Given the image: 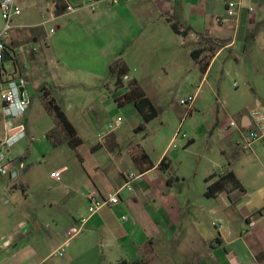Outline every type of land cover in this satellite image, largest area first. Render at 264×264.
Wrapping results in <instances>:
<instances>
[{"label": "crops", "instance_id": "0c3cea01", "mask_svg": "<svg viewBox=\"0 0 264 264\" xmlns=\"http://www.w3.org/2000/svg\"><path fill=\"white\" fill-rule=\"evenodd\" d=\"M91 1L73 0L75 11L62 16L57 13L54 0H19L23 13L6 40L11 69H5L8 61L0 62V141L8 130L7 119L2 113L1 90L10 75L22 80L26 76L28 82L24 83V90L30 102V98L37 95L42 101L43 90H46L84 142L83 133L70 114L78 122L87 121L100 132L103 128L101 119L106 112L89 109L82 99L77 100L71 95L62 74L66 67L84 68V72L96 79L101 87L98 93L101 101L114 93L115 105L107 108L108 113L119 106L116 99L127 92L128 84L134 80L157 109L171 101L172 89H178L177 95L182 89L184 93L179 104L181 99L195 94L193 110H196L205 96L203 84L211 87L210 80L216 68L226 75L233 60L237 61V56L247 49L250 32L264 21V0H243L239 16L223 23H217L216 19L224 16L230 0H135L113 8L101 1L94 11L87 5ZM250 8H253L252 12ZM0 19L2 27L1 14ZM50 23L55 27L48 28ZM37 28H43L45 36L38 41L32 37V41L37 42L33 50L40 51V55L30 59L18 50L17 41L11 39L15 32L23 29L32 36L31 30ZM52 29L56 30L54 34H50ZM66 47L70 50L66 51ZM65 52L74 54L80 61L73 65ZM94 55L100 56V62L105 64L101 71L94 67L96 61L89 59H96ZM37 57L43 62L40 66L35 63ZM115 59L129 68L120 90H116V78L110 76L108 68ZM15 60L18 61L17 69ZM42 74V81L35 84L33 78ZM192 78H197L199 83L193 85ZM32 104L27 114L16 123L25 124L27 119L34 117ZM129 105L136 109L131 110L133 121L130 125L136 133L145 120L134 103L126 104ZM191 114V111L187 114L186 109L182 119L185 121ZM45 117L41 123L46 125L43 158L49 155L57 161L60 155L56 153L63 149L69 160L78 159L80 167L76 164L69 167L60 162L54 166V172L67 169L63 173L67 176L60 180L27 178L28 173L43 162L38 158L34 163L26 164L30 169L17 180L0 177V264H121L140 260L149 264H264V194L250 202L249 188L239 174L229 168L230 162L226 165L221 160L207 173L204 187L199 188L192 206L187 198L174 193L175 184L180 183V179H175L170 169L159 168L161 161L170 155L171 146L178 137L171 139L156 163L138 141L128 149L129 158H125L118 131L101 138L102 143L92 148L86 157L80 154L84 144L77 151L71 150L66 143L55 145L48 137L52 129ZM252 119L249 112L239 111L238 119L232 121L238 124V128L248 131L252 129ZM231 122L221 123L217 119L212 127L223 132V139L238 137L240 131L230 128ZM35 126L32 123L26 126L27 133L34 132ZM236 139L234 143L238 147ZM15 146L8 151V158H21L26 163L31 151L16 158L8 155ZM138 146L149 155L155 166L152 170L142 172L134 163L133 154ZM252 147L250 152L254 151ZM104 148H108V155L99 157L98 151ZM225 152L222 150V155L225 156ZM77 155H81L82 160ZM229 169L236 173L245 192H223L216 198H207L206 179ZM133 170L141 176L140 182H134L137 184L133 191L125 190L118 205L105 207L90 216L89 203L83 193L95 192L105 196L121 188ZM240 194L244 197L240 198ZM230 208L237 209L239 216L229 215ZM84 218L88 221L82 229H85L83 234L70 237L69 229L80 225ZM244 231L247 233L245 237ZM61 249L66 252L59 256L60 260L54 261Z\"/></svg>", "mask_w": 264, "mask_h": 264}, {"label": "rangeland", "instance_id": "374dc122", "mask_svg": "<svg viewBox=\"0 0 264 264\" xmlns=\"http://www.w3.org/2000/svg\"><path fill=\"white\" fill-rule=\"evenodd\" d=\"M50 27H55V24L50 23L48 28ZM27 34L26 29L19 30L14 33L11 40L17 41L18 50L23 55L30 56L31 59L35 58L37 54L40 55V51L33 50L34 44L37 42H33L32 36H28ZM246 45L247 49L244 53L237 56V61L233 60V64L226 70V75L223 76L222 72L218 70L219 68L214 70L212 79L210 80L211 87L210 84H203V92L205 94L203 101L200 103L199 108L191 110L192 114L189 117L187 116L185 121L182 119V116L184 112H186V108H183L179 104V99L184 92H182L183 90L181 89L177 95L178 89H172L170 96V98L172 97L171 101L162 104L158 109V117L146 125V131H137L136 133L130 128L133 121L131 110H136L134 107H131V105L122 107L116 105L114 112L108 113L107 108H109L110 105H115L113 99L114 93L113 95L109 94L106 100L101 101L98 94L101 91L100 84L91 75L84 72V68L78 66H76L77 68H69L68 66L64 71L62 70V74L65 79L66 89H68L71 95L73 94L77 100L82 99L89 109H94L97 112L103 109L106 112L101 119L103 125L101 127L106 129L107 126L117 120V118H122V128L117 129L115 132L118 131L117 134H120L119 137L122 144L121 150L123 151L122 155L125 156V158H129L128 149L138 141L146 147L152 161L156 163L168 147L171 139L178 136L176 142L171 146L170 155L167 157L171 165V175L175 177V179H180V183L176 182V187L174 189V193L177 196L187 198L192 203V206H194L199 188L204 187V177L207 173L211 172L216 163H220L221 160H223V163L226 165L230 162L231 168L236 171L244 183H246L249 188V193L251 194L250 202H253L257 199L258 195L262 196V194H264V138L254 143L252 147L254 150L253 152H250V150L243 151L239 147L240 143H237V147L234 140L236 138H238V141L241 139V131L244 132V129L239 127L238 130L240 133L238 137L235 135L233 138L223 139V132H218L212 127L217 119L221 123H229L232 120H237L239 111L249 112L250 114L255 111H261L264 115V24L258 29L256 36L249 40V42H246ZM67 50H70V48L66 47V51ZM63 51H65L64 48ZM71 53L66 54L65 52L64 55L69 59V62L75 65L76 61L79 62L80 60ZM94 57H96V55H94ZM89 59L96 61L93 63L96 64L94 67L98 68V71H101V67L105 66L103 62H100V56H97L96 59ZM40 60V57H37V61L35 62L36 65L40 66L43 64ZM117 60L119 59H115L113 62ZM113 62L109 63V69ZM11 66L12 64L10 61L5 62L6 70H10ZM42 79L43 74L36 75L33 78V82L39 84ZM23 81L25 84L28 82L25 75ZM192 81L193 85L199 83L197 78H192ZM116 90L118 89L116 88ZM30 99V104L33 103L34 117H32V119H27L25 125L28 126L30 123L36 125L34 132L30 134L27 133L24 140L16 144L11 150L12 154L10 153L8 155L15 156L16 158L20 157V155L25 152L31 151V157L28 158L26 164L29 165V163H34L38 158H42L43 162L33 168L28 173L27 178L52 177L57 179L53 176L54 166H58L60 162H65L69 167H71L72 164H76L80 167V163L76 158L69 160L67 156L64 155L63 149H60L58 153H56L60 155L57 161H53L52 157L46 154V158H43L42 148L43 142H46V125L42 126L41 123L44 116H46L45 122L48 123V127L52 129L49 132L51 138L48 137L52 139V141L54 140V144L62 145L66 143L68 145V136L57 119L55 112L46 106L43 99L41 101L38 95ZM70 115L77 128L83 133L84 147L80 154L88 157L91 149L102 143V139L99 136L100 132L97 131V128L94 129L92 125H88L87 121L85 123L84 121L83 123L78 122L72 114ZM181 124H183L182 128ZM40 126L41 128H39ZM110 143L111 142H109L108 145ZM222 150L226 151L225 156L222 155ZM98 152L99 157L107 156L108 148L100 149ZM81 155H77L80 160H82ZM61 171L63 170L57 172ZM63 173L61 178L67 176ZM129 173L138 176L137 171L133 170ZM137 181L140 182L141 179ZM136 184L137 182L133 185V189ZM239 197H244V194H240ZM244 200L246 202L249 201L246 199ZM228 213L234 217L236 214L239 216L235 208H230ZM213 219H215V217ZM243 227L247 230L249 229L246 224H244ZM84 231L85 229L81 231L82 233H80V236ZM246 235L247 233L244 231L243 237ZM238 244L241 243L238 242ZM64 252H66V249H61L58 256L54 258V261L60 260L59 256H62Z\"/></svg>", "mask_w": 264, "mask_h": 264}, {"label": "built area", "instance_id": "2783aa9c", "mask_svg": "<svg viewBox=\"0 0 264 264\" xmlns=\"http://www.w3.org/2000/svg\"><path fill=\"white\" fill-rule=\"evenodd\" d=\"M73 0H59L60 4L64 6L62 16H66L75 11L76 7L72 3ZM106 2L110 7H116L122 3H128L135 0H92L87 4L88 7L94 11L97 8L99 2ZM56 6V4H55ZM243 7V0H230L227 2L225 8V14L222 17L216 19L217 23H223L230 20H234L239 16V13ZM57 9V8H56ZM253 11V8H250ZM22 8L19 5V0H1L0 2V14L4 25L0 27V62H4L5 54H10L6 43V40L10 37L12 31L16 28L18 19L22 16ZM55 29L50 31V34L55 33ZM1 97L3 100V116L7 119V134L2 141H0V177H9L12 180H17L21 175L27 172L30 167L26 165L24 159H9L7 156L8 151L23 140L27 134L26 126L24 123H16L17 119L24 117L30 109V100L25 96L24 82L22 79L15 77V75L8 76L3 88L1 90ZM197 96L191 94L180 100V105L187 109V114L193 109ZM252 129L248 131H241V139L239 140L240 147L244 151L251 150L252 145L264 138V115L261 111H255L251 113ZM122 123V118H117L114 122L110 123L107 128L102 129L99 133L100 138H105L111 133L115 132ZM230 127L238 128V124L235 121L230 123ZM182 128V125H181ZM239 129V128H238ZM178 137V136H177ZM66 171L64 169L61 172H54L53 176L57 180L61 179L62 173ZM141 176H134L129 174L126 177L125 184L114 191L106 194L105 196H99L95 192H85L83 196L88 201V212L90 216L95 215L101 209L105 207H113L118 205L122 201V193L127 190L133 191V183L139 180ZM88 219L84 218L80 225H76L69 229L70 237L78 236ZM217 225V224H216ZM222 227V224L220 225Z\"/></svg>", "mask_w": 264, "mask_h": 264}, {"label": "trees", "instance_id": "16d2710c", "mask_svg": "<svg viewBox=\"0 0 264 264\" xmlns=\"http://www.w3.org/2000/svg\"><path fill=\"white\" fill-rule=\"evenodd\" d=\"M56 3L57 13H62L64 11V6H62L59 0H54ZM264 24V21L257 24L255 28L250 32L247 41L253 39L258 29ZM31 35L34 38V41L40 40L42 37L45 36V31L43 28H37L31 30ZM246 47V46H245ZM15 67L17 69V61L15 60ZM110 76L116 78V88L118 90L124 87V78L129 73L128 66L122 62L121 60H117L113 62L110 66ZM44 91L43 100L47 107L51 108L65 129L67 136H68V146L73 151H77L83 144V139L79 136L77 129L68 119L66 113L63 109L57 104L56 100L50 96V94ZM119 106L126 105L128 103H134L137 110L142 114L145 122L143 125L137 128V131H146V125L153 121L159 115V110L154 107L151 101L146 97L143 89L139 85V83L134 80L130 82L127 86V92L116 99ZM51 138V136L49 135ZM52 140V139H51ZM54 141V140H53ZM56 145V144H55ZM133 161L134 163L140 168L142 172L150 171L155 166L152 163L149 155L147 152L142 148V146H138L137 151L133 154ZM159 168L164 171H168L170 169V162H168L167 157H165L160 165ZM229 168H231V163H229ZM206 183L208 184L206 190V197L209 199L216 198L219 194L223 192H227L231 194L235 191H239L241 193L245 192V188L241 181L238 179L236 173L229 169L225 173L221 175L214 174L213 176L206 179ZM121 264H149L146 260H140L134 263H128L126 261L122 262Z\"/></svg>", "mask_w": 264, "mask_h": 264}, {"label": "water", "instance_id": "95a60500", "mask_svg": "<svg viewBox=\"0 0 264 264\" xmlns=\"http://www.w3.org/2000/svg\"><path fill=\"white\" fill-rule=\"evenodd\" d=\"M5 61H10L11 60V57L9 56V54H5V58H4Z\"/></svg>", "mask_w": 264, "mask_h": 264}]
</instances>
